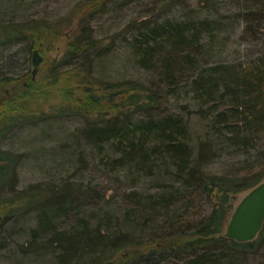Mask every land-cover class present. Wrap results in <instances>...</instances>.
<instances>
[{
    "label": "trees",
    "instance_id": "trees-1",
    "mask_svg": "<svg viewBox=\"0 0 264 264\" xmlns=\"http://www.w3.org/2000/svg\"><path fill=\"white\" fill-rule=\"evenodd\" d=\"M110 1L80 4L68 17L79 14L72 38L63 36L62 22L0 24V46L18 42L26 47L23 72L0 71V233L9 221L36 209L28 251L49 253L55 264H245L264 246V221L246 242L223 233L236 196L264 180V53L200 68L205 38L211 37L205 35L216 29L214 20L147 19L141 20L130 49L138 66L156 80L98 79L94 60L109 53L113 37L96 38L87 20ZM173 2L156 4L162 11ZM262 15L261 10L245 13L252 20ZM60 38H65L60 58L46 64ZM43 64L41 78H32L29 68ZM181 76L200 102L199 113L212 135L198 143L196 153L187 121L160 111L161 98L176 89ZM52 115L79 116L84 121L79 139L94 150L105 146L111 154L107 163L115 170L150 176L162 165L171 183L160 182L162 191L142 197L132 193L121 223L117 218L111 224L82 211L89 198L78 187L15 190L21 155L2 149L1 142L10 131ZM218 139L246 158L227 172H205L201 167L212 159L211 144L216 146ZM203 202L209 205L205 214ZM67 215L72 223L65 226L60 222Z\"/></svg>",
    "mask_w": 264,
    "mask_h": 264
},
{
    "label": "rangeland",
    "instance_id": "rangeland-1",
    "mask_svg": "<svg viewBox=\"0 0 264 264\" xmlns=\"http://www.w3.org/2000/svg\"><path fill=\"white\" fill-rule=\"evenodd\" d=\"M87 1L90 0H0V24L29 19H39L51 25L62 22L63 36L72 38L78 27L79 14L70 19L68 17ZM156 2L111 0L102 10L89 15L87 23L96 38L113 37L109 53L94 60L93 74L96 78L104 81L125 78L145 82L156 80L151 71L138 66L130 49V40L139 32L141 20L147 19L161 21L165 18L184 20L208 17L214 20L216 29L211 35H205L211 37L205 38L204 54L199 59L200 68L217 63L240 62L264 53V15L253 20L245 16L249 10L264 13V0H174L162 11ZM64 42L65 38L56 42L47 55L46 64L60 58ZM25 50V44L18 42L0 46V71L23 72ZM44 67V64L30 67L29 75L40 79ZM178 83L173 92L161 98L160 111L176 113L187 121L190 142L196 153L198 143L212 135L208 131L206 118L199 113L200 102L194 97L190 86L182 76ZM160 111H153V114ZM83 124L84 121L76 115H52L33 125L27 124L10 131L3 138L1 148L21 155L15 170V190L29 186L60 189L64 184L68 185L67 188L78 187L89 198L88 203L81 206L85 214L93 220L110 221V224L119 218L121 223L125 207L133 200L132 193L138 192L141 196L162 191L158 184L171 183V179L162 165L160 171L150 176H139L136 171L115 170L107 163L111 154L105 146L94 150L79 139L78 130ZM210 139L213 143V138ZM215 142L216 146L211 144L215 153L201 167L203 171L227 172L246 158L234 148L220 144L219 139ZM245 193L236 196L233 208ZM5 194L9 195V192ZM207 210L209 205L203 202L201 213L205 214ZM66 214L69 212L66 211ZM37 215L36 209L24 211L17 219L7 223L0 233V264H55L53 255L49 253L28 251L26 244L30 230L36 225ZM67 216L66 221L60 222L65 226L68 225L66 222L72 223L71 216ZM139 235L133 232V236ZM245 264H264V246L250 254Z\"/></svg>",
    "mask_w": 264,
    "mask_h": 264
},
{
    "label": "water",
    "instance_id": "water-1",
    "mask_svg": "<svg viewBox=\"0 0 264 264\" xmlns=\"http://www.w3.org/2000/svg\"><path fill=\"white\" fill-rule=\"evenodd\" d=\"M263 221L264 180L248 190L234 206L223 235L237 242L252 240Z\"/></svg>",
    "mask_w": 264,
    "mask_h": 264
}]
</instances>
